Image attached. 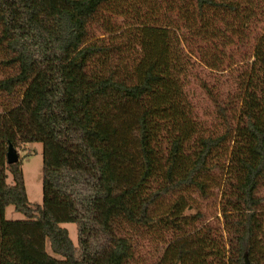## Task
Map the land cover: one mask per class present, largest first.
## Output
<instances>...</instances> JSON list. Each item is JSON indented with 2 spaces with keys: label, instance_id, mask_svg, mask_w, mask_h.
<instances>
[{
  "label": "trees",
  "instance_id": "1",
  "mask_svg": "<svg viewBox=\"0 0 264 264\" xmlns=\"http://www.w3.org/2000/svg\"><path fill=\"white\" fill-rule=\"evenodd\" d=\"M262 15L264 0H0V264H264V34L240 96L204 86L223 131L185 92L194 59L220 71ZM33 144L39 206L7 163Z\"/></svg>",
  "mask_w": 264,
  "mask_h": 264
},
{
  "label": "rangeland",
  "instance_id": "2",
  "mask_svg": "<svg viewBox=\"0 0 264 264\" xmlns=\"http://www.w3.org/2000/svg\"><path fill=\"white\" fill-rule=\"evenodd\" d=\"M264 34V15L252 20L246 31V39L243 42H236L226 50L224 66L220 71H212L203 65L198 57L194 59L195 65L188 77L185 92L189 100L194 106L197 118L204 124L217 126L224 130L222 121L216 118L215 109L212 101L208 97L204 86L214 89L218 98L227 101L229 98H235L241 95L243 82L247 76V72L253 64V56L259 39ZM92 36L95 38L104 37L103 32L94 28ZM197 46H187L186 50L196 49ZM240 102L234 107L233 114L238 113ZM224 125V124H223ZM221 131V132H222ZM20 161L23 164L24 181L27 190V196L32 206H39L43 203V146L41 144H33L26 148L17 150ZM227 186L217 189L214 197L210 202H200L205 213L206 223L222 224V197ZM258 196L262 202V210L264 211V180L259 190ZM6 219L10 221L24 220L25 217L17 213L13 208L6 211ZM67 229L72 242L75 246L78 243L77 228L75 224H66L62 226ZM151 259H158L162 255V246L152 248Z\"/></svg>",
  "mask_w": 264,
  "mask_h": 264
},
{
  "label": "water",
  "instance_id": "3",
  "mask_svg": "<svg viewBox=\"0 0 264 264\" xmlns=\"http://www.w3.org/2000/svg\"><path fill=\"white\" fill-rule=\"evenodd\" d=\"M20 161L19 154L17 150L13 146H9L8 153H7V163L8 165L17 164ZM246 264H252L249 261Z\"/></svg>",
  "mask_w": 264,
  "mask_h": 264
}]
</instances>
